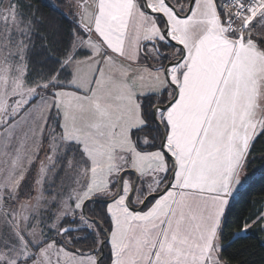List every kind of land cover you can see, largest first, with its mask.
Instances as JSON below:
<instances>
[{
    "label": "snow or ice",
    "instance_id": "snow-or-ice-1",
    "mask_svg": "<svg viewBox=\"0 0 264 264\" xmlns=\"http://www.w3.org/2000/svg\"><path fill=\"white\" fill-rule=\"evenodd\" d=\"M35 3L0 0V264H264V0Z\"/></svg>",
    "mask_w": 264,
    "mask_h": 264
},
{
    "label": "trees",
    "instance_id": "trees-1",
    "mask_svg": "<svg viewBox=\"0 0 264 264\" xmlns=\"http://www.w3.org/2000/svg\"><path fill=\"white\" fill-rule=\"evenodd\" d=\"M50 2V0H42V11L45 14V16L51 15L49 13V9L45 7L44 5H47ZM25 3H31L33 4V7H39L35 3V0H25ZM260 155H264V153H260ZM259 159V156H258ZM261 165L259 163L254 164L251 168H249L248 172L251 173L254 169L260 168ZM251 185V187H249ZM248 188L247 194L243 198V203L238 207V211H244L245 209H250L253 204L256 206H259V202L264 201V171L259 174L257 177H255L247 186ZM244 189L242 190V192Z\"/></svg>",
    "mask_w": 264,
    "mask_h": 264
},
{
    "label": "rangeland",
    "instance_id": "rangeland-1",
    "mask_svg": "<svg viewBox=\"0 0 264 264\" xmlns=\"http://www.w3.org/2000/svg\"><path fill=\"white\" fill-rule=\"evenodd\" d=\"M7 2V0H5ZM12 13L4 8H0V20H3L5 18H9V23L12 22ZM264 171V167L256 168L254 169L249 175H248V180L246 181V185H248L255 177H257L259 174H261ZM245 185V186H246Z\"/></svg>",
    "mask_w": 264,
    "mask_h": 264
},
{
    "label": "crops",
    "instance_id": "crops-1",
    "mask_svg": "<svg viewBox=\"0 0 264 264\" xmlns=\"http://www.w3.org/2000/svg\"><path fill=\"white\" fill-rule=\"evenodd\" d=\"M262 167V166H261ZM258 169V168H257ZM250 173L248 172V175H249ZM247 183V182H246ZM246 183H245V185H246ZM247 186V185H246ZM243 189H241V191H242Z\"/></svg>",
    "mask_w": 264,
    "mask_h": 264
}]
</instances>
